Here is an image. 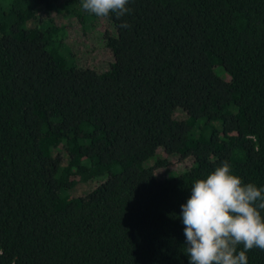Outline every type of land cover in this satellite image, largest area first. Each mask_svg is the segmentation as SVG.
<instances>
[{"label": "trees", "instance_id": "trees-1", "mask_svg": "<svg viewBox=\"0 0 264 264\" xmlns=\"http://www.w3.org/2000/svg\"><path fill=\"white\" fill-rule=\"evenodd\" d=\"M127 7L0 0V264H189L192 183L227 161L264 187V0Z\"/></svg>", "mask_w": 264, "mask_h": 264}, {"label": "clouds", "instance_id": "clouds-1", "mask_svg": "<svg viewBox=\"0 0 264 264\" xmlns=\"http://www.w3.org/2000/svg\"><path fill=\"white\" fill-rule=\"evenodd\" d=\"M129 0H81L82 8L96 17L128 14ZM127 29V22L119 25ZM264 187L245 184L232 174L227 161L205 178L195 180L190 196L180 206L185 252L189 264H247L246 253L264 251ZM242 246V250H238Z\"/></svg>", "mask_w": 264, "mask_h": 264}, {"label": "rangeland", "instance_id": "rangeland-1", "mask_svg": "<svg viewBox=\"0 0 264 264\" xmlns=\"http://www.w3.org/2000/svg\"><path fill=\"white\" fill-rule=\"evenodd\" d=\"M59 23L61 24H65L67 26L68 29V36L70 37V41H71V49L74 50L77 53H81L83 51H85L86 49H90L89 48V44L84 41L81 37V31L79 29V27L77 26L75 20H63V18L59 17ZM97 57L93 58L92 56H90V58L88 56H84L82 59H84V61L86 62H90V64L93 62L95 63H100L98 62V59H96ZM176 116L180 117V113L176 114ZM92 184L88 183V184H81L79 186H77L75 188V194L76 195H81V194H85L87 192H89V190L91 189Z\"/></svg>", "mask_w": 264, "mask_h": 264}]
</instances>
